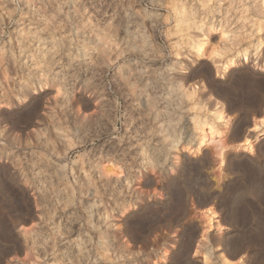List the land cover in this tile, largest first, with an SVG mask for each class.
<instances>
[{
  "label": "clouds",
  "instance_id": "9594fccd",
  "mask_svg": "<svg viewBox=\"0 0 264 264\" xmlns=\"http://www.w3.org/2000/svg\"><path fill=\"white\" fill-rule=\"evenodd\" d=\"M0 264H264V0H0Z\"/></svg>",
  "mask_w": 264,
  "mask_h": 264
},
{
  "label": "rangeland",
  "instance_id": "374dc122",
  "mask_svg": "<svg viewBox=\"0 0 264 264\" xmlns=\"http://www.w3.org/2000/svg\"><path fill=\"white\" fill-rule=\"evenodd\" d=\"M209 211H210V210H209ZM204 215H205L206 219H208V221L210 222V220H211V217H210V216H208V215H207V213H205Z\"/></svg>",
  "mask_w": 264,
  "mask_h": 264
}]
</instances>
